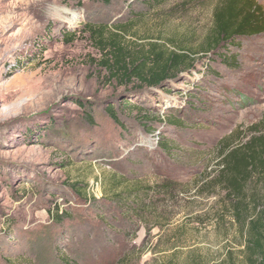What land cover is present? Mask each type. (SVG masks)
Instances as JSON below:
<instances>
[{
  "label": "rangeland",
  "instance_id": "rangeland-1",
  "mask_svg": "<svg viewBox=\"0 0 264 264\" xmlns=\"http://www.w3.org/2000/svg\"><path fill=\"white\" fill-rule=\"evenodd\" d=\"M217 1L165 0L159 9L136 5L127 14L123 5L102 8L86 0H0V264H52L56 248L80 252L77 264L108 248L115 259L129 253L127 264L170 258L189 264L199 255L218 263L225 246L238 255L231 219L221 211L219 163L225 146L264 134V124L254 128L264 117V33L231 48L237 67L215 61L208 75L197 70L191 79L179 77L160 103L151 97L160 108L153 114L177 115L183 129H130L120 137L104 107L137 84L111 77L81 26L90 17L114 27L142 15L125 36L129 44L177 35L195 48ZM254 1L264 10V0ZM62 31L76 36L66 43L57 37ZM161 135L177 143L174 155L155 149ZM106 145L116 153L104 156ZM88 152L95 153L84 157ZM119 174L146 194L150 211L141 220L125 221L105 202L109 181ZM73 183L85 184L86 198L100 202L80 200ZM55 207L70 219L55 221Z\"/></svg>",
  "mask_w": 264,
  "mask_h": 264
},
{
  "label": "trees",
  "instance_id": "trees-1",
  "mask_svg": "<svg viewBox=\"0 0 264 264\" xmlns=\"http://www.w3.org/2000/svg\"><path fill=\"white\" fill-rule=\"evenodd\" d=\"M73 1L77 5H82L85 0ZM86 1L102 8L120 4L126 8L127 14H131L136 5L144 11H153L159 9L157 7L165 0ZM132 16L135 19L120 22L114 27L107 26V23L91 22L93 17L86 18L81 24L83 31L88 34L89 39L103 56L101 66L112 75L111 77L123 84L133 82L137 84L133 88L135 92L112 96L104 107L105 114L115 126L119 127L120 137L121 134L130 133V129H135L136 132L143 131L144 134H154L163 125L173 126L178 130L183 129V121L177 118V115L168 114L167 119L162 120L159 115L153 114L160 108L153 105L154 99L151 97L156 96L160 103L159 101L164 99L161 93H166L169 91L168 87L175 86L179 77L185 75L184 80H187L191 71L197 70H204L202 74L208 75L209 64L215 61L224 64L228 70L237 67L236 55L231 52V48L243 38L264 33V10L254 0H218L211 13V26L195 48L186 42L188 37L179 38L177 35L148 41L145 45L129 44L125 36L130 33L131 27L140 21L142 15ZM75 36L76 32L62 31L57 37L69 43ZM198 54L201 56H197ZM200 59L204 61L198 67L196 61ZM211 72L214 73L213 70ZM192 89L198 90L201 94L203 92L202 89L195 87ZM187 107L190 109L189 105ZM172 110L182 113L180 109ZM262 124L264 117L254 125V128ZM139 134L137 133L138 136ZM157 139L155 149L165 156L169 157L174 155V151H178L177 143H170L162 135ZM113 148L118 149L116 144H113ZM113 148L106 145L102 153L104 156L112 155L116 153ZM145 148L143 147L142 150ZM94 153L88 152L84 157ZM219 164L221 167L218 181L223 185L221 211L231 219L237 235L236 254L238 255L234 254L233 246H225L224 256L218 263L211 257L202 260L203 256L199 255L195 260L192 258V263L189 264H237V261L238 264H264V134L252 136L239 146H225ZM114 178L109 181L108 190L103 194L106 201L103 200L108 206L111 205L116 213L118 209L123 220L136 218L141 220L145 213L150 211L146 194L140 189V185L129 182L128 174H119L116 180ZM71 187L80 200L94 204L101 200L94 197L87 199L85 184L73 183ZM59 194L67 195L63 191ZM95 211L98 209L96 208ZM53 212H55L53 219L58 223H62L65 218L70 219V214L60 212L58 207H55ZM109 237L111 238L110 235ZM66 251L65 249L62 252L56 248L52 264L79 263L80 252L68 254ZM100 253L93 257L95 259L90 260L89 264H127L128 261L132 263L129 253L117 257L118 259H115L117 255L109 248L104 254ZM173 262L174 260L170 258L167 262L161 261L159 264H174Z\"/></svg>",
  "mask_w": 264,
  "mask_h": 264
}]
</instances>
